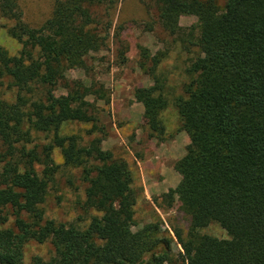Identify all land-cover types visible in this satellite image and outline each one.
Returning <instances> with one entry per match:
<instances>
[{
  "label": "trees",
  "instance_id": "16d2710c",
  "mask_svg": "<svg viewBox=\"0 0 264 264\" xmlns=\"http://www.w3.org/2000/svg\"><path fill=\"white\" fill-rule=\"evenodd\" d=\"M122 1L56 0L52 18L33 29L16 0H0V29L1 19L13 22L8 34L23 44L18 56L0 47V79L18 91L15 102L0 97V226H7L0 230V264H25L30 242L55 250L49 261L31 264H264V0H226L224 8L217 0H153L170 36H182L183 17H195L200 34L201 55L186 71L183 96L171 97L158 74L165 54L139 47V68L154 82L135 90L150 138L165 140L163 113L171 103L179 133L189 138L175 164L181 182L164 195L191 219L186 236L173 229L178 256L159 223L133 231L136 172L102 149L108 134L95 103L110 105L105 86L67 78L72 70L88 72V58L110 40L112 23L97 20L93 7L113 10ZM70 125L91 126L88 136L101 137L84 143L64 134ZM42 136L49 142H38ZM55 150L64 167L81 171L84 207L98 214L85 228L45 218L61 168ZM213 224L230 240L201 234Z\"/></svg>",
  "mask_w": 264,
  "mask_h": 264
},
{
  "label": "rangeland",
  "instance_id": "374dc122",
  "mask_svg": "<svg viewBox=\"0 0 264 264\" xmlns=\"http://www.w3.org/2000/svg\"><path fill=\"white\" fill-rule=\"evenodd\" d=\"M217 1L220 7L224 8L226 0ZM16 2L23 13L24 22L33 29H40L52 18L56 5V0ZM92 12L97 20L110 21L113 25L107 48L100 53L91 54L87 61L88 72L72 70L67 73V78L86 84H90L94 79L105 86L110 96L109 106H105L101 101L95 103L94 98H89L88 102L95 103L100 126L105 127L108 134L102 144L103 151L126 160L136 172L135 189L138 202L133 231L137 232L146 225L159 223L162 231L173 239L172 248L178 256L183 250L173 229H178L186 236L191 219L181 211L177 200L170 205L164 195L176 189L181 182V176L175 171V164L186 155L187 147L179 140L181 120L174 104L171 103L163 113L167 134L161 142L150 138L147 120L141 123L138 112H130L129 108L135 103L141 104L135 98L136 89L154 85L152 79L144 75L139 68L140 46L148 49L152 55L165 54L158 74L166 80V91L171 97L184 95L183 86L190 81L186 71L201 55L200 48L196 46L200 34L198 29L193 28L197 26L198 21L195 17L181 18L182 36L172 37L165 31L153 0H123L113 10L107 7H93ZM1 25L0 47L7 50L11 56H18L23 50V44L8 34V29L14 23L1 19ZM189 41L193 42L194 46ZM124 52L126 62L120 64ZM65 94L64 90L57 89L58 96ZM17 95L18 91L13 88L10 80L0 79L2 99L12 103ZM91 129L88 125H70L65 128L64 134L79 135L84 143L94 137H101L99 133L88 136ZM186 137L189 141L187 134ZM38 142L48 143L49 140L42 136ZM53 159L61 168L43 205L45 218L60 224H74L85 228L98 214L87 211L84 207L86 185L82 182L81 171L64 167L60 150L54 151ZM6 227L0 226V230ZM200 232L219 240H230L227 232L216 224ZM54 255L55 250L51 243L42 245L30 242L25 248V264H31L36 257L49 261Z\"/></svg>",
  "mask_w": 264,
  "mask_h": 264
},
{
  "label": "crops",
  "instance_id": "0c3cea01",
  "mask_svg": "<svg viewBox=\"0 0 264 264\" xmlns=\"http://www.w3.org/2000/svg\"><path fill=\"white\" fill-rule=\"evenodd\" d=\"M129 111L130 112L137 111L138 114L141 116L140 117V119H141L140 122L141 123H142V121L145 120L144 119V108H143V106L141 104H137V103L133 104V106L131 108H129ZM179 140H182V142H184L185 145L188 146L189 141H188L185 133H181V136L179 137ZM176 142H178V141H176Z\"/></svg>",
  "mask_w": 264,
  "mask_h": 264
}]
</instances>
